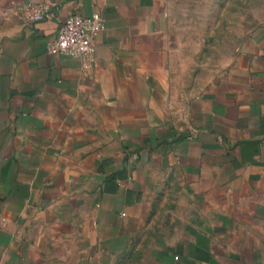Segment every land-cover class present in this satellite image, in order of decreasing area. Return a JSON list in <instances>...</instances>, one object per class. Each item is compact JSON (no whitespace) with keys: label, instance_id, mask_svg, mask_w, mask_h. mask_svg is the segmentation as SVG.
Masks as SVG:
<instances>
[{"label":"crops","instance_id":"obj_1","mask_svg":"<svg viewBox=\"0 0 264 264\" xmlns=\"http://www.w3.org/2000/svg\"><path fill=\"white\" fill-rule=\"evenodd\" d=\"M42 1L102 13L92 67ZM229 2L245 41L194 74ZM0 264H264V0H0Z\"/></svg>","mask_w":264,"mask_h":264},{"label":"built area","instance_id":"obj_2","mask_svg":"<svg viewBox=\"0 0 264 264\" xmlns=\"http://www.w3.org/2000/svg\"><path fill=\"white\" fill-rule=\"evenodd\" d=\"M19 17L26 23L42 20H56V29L46 44L51 54H65L76 57L83 66L90 68L95 62V35L104 29L105 20L100 11L90 15L70 14L58 20L49 2L29 3L17 10Z\"/></svg>","mask_w":264,"mask_h":264},{"label":"rangeland","instance_id":"obj_3","mask_svg":"<svg viewBox=\"0 0 264 264\" xmlns=\"http://www.w3.org/2000/svg\"><path fill=\"white\" fill-rule=\"evenodd\" d=\"M242 12L246 10V3H241ZM245 7V8H244ZM232 3L229 2V8H226L225 17L223 20L216 18L209 20L208 35L200 34V25L198 26V33L192 36L193 39V72L194 74H207L216 68L217 64L222 61L225 63L232 57L234 51L240 44L243 45L246 34L245 26L246 20H241V30L239 34L229 32L234 25L231 18L232 15ZM194 22L200 23L201 20L194 18ZM223 23V25H222ZM186 54H190L189 51ZM188 57V56H187Z\"/></svg>","mask_w":264,"mask_h":264}]
</instances>
